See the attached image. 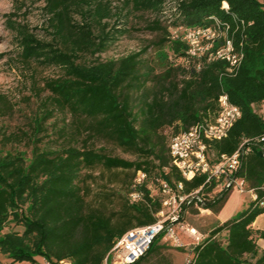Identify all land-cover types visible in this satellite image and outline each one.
<instances>
[{
	"label": "trees",
	"instance_id": "16d2710c",
	"mask_svg": "<svg viewBox=\"0 0 264 264\" xmlns=\"http://www.w3.org/2000/svg\"><path fill=\"white\" fill-rule=\"evenodd\" d=\"M135 11L161 14L170 0H124ZM88 5L82 10L80 3ZM225 2L227 9L222 8ZM50 41L38 38L27 26L12 22L19 56L25 62L60 68L58 76L45 80L48 116L60 111L70 117L53 131L55 140L45 146L38 137L41 121H34L32 137L4 136L5 140L30 139L31 154L0 152V253L10 264H102L114 241L127 230L148 225L163 210L161 199L150 195L147 183L156 187L165 180L181 183L184 192L202 186L205 174L186 180L171 163L168 136L218 110V97L226 94L240 117L220 140H207L212 160L232 154L246 140L250 151L243 157L237 176L246 189H254L247 207L237 216L211 228L190 250L188 264H264V230L253 226L264 213V0H175L163 26L159 18L151 30H160L159 44H169L172 58L162 74L146 65L141 52L117 59L81 61L106 50L112 32L94 34L91 22L78 23L73 11L101 23L113 15L111 0H45ZM88 14V15H87ZM218 20L243 57L235 72L216 59L195 60L187 66L176 61L187 55L185 43L174 40L167 27L212 25ZM122 31H125L122 28ZM115 33L120 32L112 28ZM118 33L117 35H121ZM221 40L216 47L220 45ZM20 137V138H19ZM112 143L135 158L107 154L90 146V140ZM98 170V171H97ZM95 171L97 173L95 174ZM138 171L144 179L135 184ZM139 192L130 201L128 194ZM206 202L203 208L218 212L227 194ZM162 235V234H161ZM156 237L134 264L158 257Z\"/></svg>",
	"mask_w": 264,
	"mask_h": 264
},
{
	"label": "rangeland",
	"instance_id": "374dc122",
	"mask_svg": "<svg viewBox=\"0 0 264 264\" xmlns=\"http://www.w3.org/2000/svg\"><path fill=\"white\" fill-rule=\"evenodd\" d=\"M174 2L175 0L167 1L161 14H157L135 11L124 0H111L113 15L109 19L102 20L101 23L91 21L89 17L84 19L79 10H74V21L80 24L91 22L94 34L102 35V33L112 32L111 36L115 37L108 40L105 51L94 56L83 55L81 61H91L97 55L101 60H107L121 58L133 52H141L140 58L145 60L146 65L152 67L157 74H162L168 66L167 61L172 58L171 49L169 44H159L163 32L158 29L151 30L150 27L155 18H159L163 26L168 25L169 21L165 19L173 9ZM79 3L83 7L82 10L88 8V5ZM45 4V0H0V152L3 154L19 152L26 158L30 157L32 147L30 139L5 140L4 136L16 134L23 138V134H27L32 137L36 130L33 128L34 121L42 122L41 131L36 135L43 140L45 146L54 144V142H49L55 140L57 136V133L53 131L55 128L61 127L64 122H70V117L60 111H54L50 116L47 115L51 106L47 104L48 91L44 88V83L46 79L58 76L61 72L60 68L42 67L34 61H23L19 56L16 33L10 26L12 22L19 23L27 26L28 30L38 38L50 41L52 34ZM112 28H116L120 31L118 33L122 34L117 35L118 33L112 31ZM122 28L125 31H122ZM167 31L171 32L172 28L168 26ZM90 146L103 149L110 155L135 158L102 139H91ZM147 188L152 197L162 199V195L152 180L148 181ZM139 197L134 196V192L128 194L130 201H135ZM250 200L251 192L248 190L241 192L235 186L229 190L221 209L213 213L210 219L207 211L198 210L195 207L188 208L182 214L181 224L175 225L179 244L166 239V236L162 234L156 241V244L161 246L159 256L145 264H166L170 261L175 264H186L185 252L189 247L186 244L189 240H194L187 228H194L197 233L207 231L211 223L215 225L219 221L237 216L248 206ZM163 211L166 214L167 207H164ZM159 218L163 217L156 213V219ZM256 223L264 228V213L257 217ZM205 237L206 235L201 238ZM37 260L41 264L48 261L42 256H37ZM0 263L10 264L7 257L1 253Z\"/></svg>",
	"mask_w": 264,
	"mask_h": 264
},
{
	"label": "built area",
	"instance_id": "2783aa9c",
	"mask_svg": "<svg viewBox=\"0 0 264 264\" xmlns=\"http://www.w3.org/2000/svg\"><path fill=\"white\" fill-rule=\"evenodd\" d=\"M222 8H228L225 2L222 3ZM227 28L228 26L223 28L217 19L212 25L172 27L171 38L187 46V55L176 61L187 66L191 60H195V66L199 69L200 59L205 55L208 61L225 60L228 63L227 71L235 72L241 63L243 52L241 49H235L233 40L226 34ZM220 40V45L216 47ZM240 115V109L229 101L226 94H221L218 97V110L214 116L203 118L187 130L178 133H172L171 128L165 130L171 163L182 176L190 180L195 174H205V183L210 185L213 182L214 185L209 191H204L200 186L190 192H184L180 182L171 185L165 180H160L158 190L162 195V205L167 207L166 214L160 210L158 213L163 218L156 219L148 225L133 227L118 237L102 264L136 263L161 234H164L166 239L179 244L175 225L181 224L182 214L188 208L206 210L207 208H203L206 202L213 201L235 186L241 192L247 190L244 180L237 176L243 157L250 151L246 140H243L232 154H221L215 161L211 158L213 155L208 153L207 144V140H220L225 137ZM262 154L264 156V150ZM144 177L145 174L138 171L135 184L140 183ZM261 188L264 189V186ZM248 191L251 192V198H256L254 189ZM134 196L139 197V192H134ZM261 204L264 206V199ZM187 230L193 235V242L201 241V235L196 229L187 228ZM185 262L186 264L190 262V256L186 257ZM44 264L51 263L45 261ZM57 264H69V261L60 260Z\"/></svg>",
	"mask_w": 264,
	"mask_h": 264
},
{
	"label": "crops",
	"instance_id": "0c3cea01",
	"mask_svg": "<svg viewBox=\"0 0 264 264\" xmlns=\"http://www.w3.org/2000/svg\"><path fill=\"white\" fill-rule=\"evenodd\" d=\"M203 211H207V212L209 213V214H207L209 219H210V216L213 215V212L210 211V209H206V210H203ZM256 219H257V218H256ZM225 220H226V219H225ZM223 221H224V220H223ZM221 222H222V221H219V222H217V223L214 225V224L211 223V221H210V223H211V227H210V229L213 228L214 226H216L218 223H221ZM253 226H254V227H257V228H261V229L264 230L263 227H260V226L257 225L256 220L254 221ZM210 229H208L207 231H201V232L198 231V232L200 233V235L202 234L201 237H203V236L206 235V233H207ZM196 231H197V230H196ZM258 243H259V245H260L261 247L264 248V239H260V240L258 241ZM186 245L189 246L188 249H187L186 252H185L186 257H187V256H190V255H191L189 252H190V250L192 249V247L195 245V242H193L192 240H189V241L187 242ZM185 259H186V258H185ZM166 264H175V262L170 261V262H168V263L166 262Z\"/></svg>",
	"mask_w": 264,
	"mask_h": 264
}]
</instances>
